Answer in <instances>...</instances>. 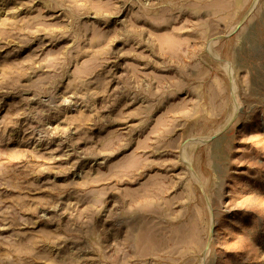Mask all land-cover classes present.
<instances>
[{"label":"rangeland","instance_id":"obj_1","mask_svg":"<svg viewBox=\"0 0 264 264\" xmlns=\"http://www.w3.org/2000/svg\"><path fill=\"white\" fill-rule=\"evenodd\" d=\"M0 264H264V0H0Z\"/></svg>","mask_w":264,"mask_h":264},{"label":"bare ground","instance_id":"obj_2","mask_svg":"<svg viewBox=\"0 0 264 264\" xmlns=\"http://www.w3.org/2000/svg\"><path fill=\"white\" fill-rule=\"evenodd\" d=\"M210 238V237H209ZM208 242H209V240H208Z\"/></svg>","mask_w":264,"mask_h":264}]
</instances>
